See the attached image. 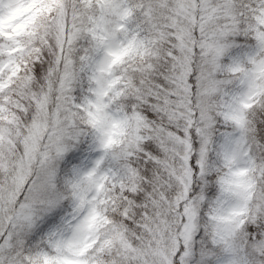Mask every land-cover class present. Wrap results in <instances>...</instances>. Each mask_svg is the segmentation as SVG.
<instances>
[{
    "label": "snow or ice",
    "instance_id": "snow-or-ice-1",
    "mask_svg": "<svg viewBox=\"0 0 264 264\" xmlns=\"http://www.w3.org/2000/svg\"><path fill=\"white\" fill-rule=\"evenodd\" d=\"M0 264H264V0H0Z\"/></svg>",
    "mask_w": 264,
    "mask_h": 264
}]
</instances>
